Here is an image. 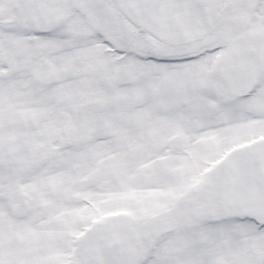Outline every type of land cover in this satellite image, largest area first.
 Instances as JSON below:
<instances>
[{"label":"snow or ice","instance_id":"6c2138e0","mask_svg":"<svg viewBox=\"0 0 264 264\" xmlns=\"http://www.w3.org/2000/svg\"><path fill=\"white\" fill-rule=\"evenodd\" d=\"M0 264H264V0H0Z\"/></svg>","mask_w":264,"mask_h":264}]
</instances>
